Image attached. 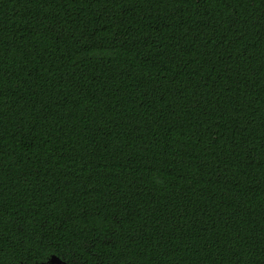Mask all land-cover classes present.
Returning <instances> with one entry per match:
<instances>
[{"label":"trees","instance_id":"trees-1","mask_svg":"<svg viewBox=\"0 0 264 264\" xmlns=\"http://www.w3.org/2000/svg\"><path fill=\"white\" fill-rule=\"evenodd\" d=\"M264 264V0H0V264Z\"/></svg>","mask_w":264,"mask_h":264},{"label":"water","instance_id":"water-1","mask_svg":"<svg viewBox=\"0 0 264 264\" xmlns=\"http://www.w3.org/2000/svg\"><path fill=\"white\" fill-rule=\"evenodd\" d=\"M21 264H25V263H21ZM36 264H68V263L56 256H51L46 262H41Z\"/></svg>","mask_w":264,"mask_h":264}]
</instances>
